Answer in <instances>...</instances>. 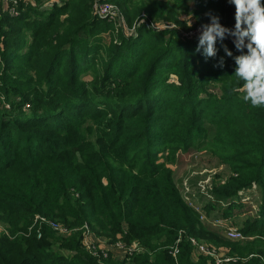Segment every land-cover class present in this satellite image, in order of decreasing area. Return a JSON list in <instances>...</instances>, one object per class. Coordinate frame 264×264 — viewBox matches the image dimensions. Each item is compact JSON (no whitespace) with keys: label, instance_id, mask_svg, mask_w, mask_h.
Returning <instances> with one entry per match:
<instances>
[{"label":"trees","instance_id":"1","mask_svg":"<svg viewBox=\"0 0 264 264\" xmlns=\"http://www.w3.org/2000/svg\"><path fill=\"white\" fill-rule=\"evenodd\" d=\"M32 1L8 0L19 15L0 16V264H215L191 239L233 249L234 264H264V107L246 102L233 76L241 52L229 45L231 57L219 51L201 65L178 33L210 15L234 30L235 6L102 0L122 15L118 44L105 47L91 36L113 26L96 18L93 0L45 10ZM161 21L171 28L154 32ZM102 51V73L84 81ZM168 72L178 85L166 83ZM190 148L208 149L226 173L212 178L203 213L227 220L241 194H258L259 217L238 227L248 242L223 240L189 206L174 166ZM88 233L133 251L94 255Z\"/></svg>","mask_w":264,"mask_h":264},{"label":"rangeland","instance_id":"2","mask_svg":"<svg viewBox=\"0 0 264 264\" xmlns=\"http://www.w3.org/2000/svg\"><path fill=\"white\" fill-rule=\"evenodd\" d=\"M25 1H30L32 4H34V2L32 0H25ZM149 1V0H147ZM163 1H171V0H163ZM58 2V0H45L43 2V4H45V7L43 4H41L39 7L42 6L43 10L47 9L49 5H52L53 3ZM0 3L5 4V0H0ZM4 9L6 11L2 12L3 13H9L11 12L12 14H10L12 17H17L19 15V10L18 9H13L11 6H9L8 4L4 6ZM1 14V15H2ZM0 15V16H1ZM98 20H102L105 21V24H111L113 26V32L109 33L107 31H104L105 29L103 28V30H99L96 33H94V35H92V39L93 40H102V44L107 47V44H109V40L111 38V40H113V43H117V40L115 39L116 37V30L119 27L120 23L118 22V20H108V19H104V18H99L96 17ZM166 23H164L163 21L155 23L151 26L152 30L154 32H161L164 31L165 28L170 27L167 25H164ZM171 28V27H170ZM174 28V27H173ZM175 29V28H174ZM104 31V32H103ZM179 33V38L181 39V43H184L185 45H183V49L185 50V52L187 53H191L193 55L196 54H200L202 55V62L201 65H203V62L207 61V59L203 56L202 52L203 50L201 49L199 52L196 51L197 49V45H198V36L196 37H190L188 36V33L186 32H182V31H178ZM136 33L134 34V38L136 37ZM132 37V38H133ZM192 41L191 44H186L189 43L187 41ZM233 43V42H232ZM229 40H227V38L224 39V41H217L215 47L217 50V53L219 51H224L223 47H229V45H231L232 47H234V44H232ZM235 48V47H234ZM236 49V48H235ZM246 52V50H245ZM126 53V51L124 52V54ZM132 53H133V49L130 50L129 53L122 55L125 59H131L132 57ZM215 61L214 58H211L210 60ZM105 54L104 51H102V54H100V56H98L96 58L97 61V65L93 68H91L89 71H87L85 74V76H82L84 81H91L95 75V73H99V75L102 73L104 65H105ZM209 60V61H210ZM199 60L196 57H193V61L189 62L188 64L191 67L197 68L199 67ZM104 64V65H103ZM165 81L168 84H174V85H178V80H177V76L176 74H174L173 72H168L165 76ZM194 148V147H193ZM190 148V150L188 151L187 154H183L182 151H178L176 154L180 155V162L181 164L176 167V165L174 166V170H175V178L177 179V181H179V184L182 186L184 185L186 188V191L188 189V193H186V195H188L194 202L199 203V204H204L205 200H206V196L208 197L207 200H209V191L211 189V183H212V178L214 177V175L216 174H223L225 175V171L223 168H221L219 165H217V163L214 161L211 152L208 149H193ZM171 151H168V149H165L163 151V157L165 158L168 154H171ZM206 185V186H205ZM202 187H205L206 191L205 193H203V195L201 197H199L200 192L202 191ZM185 191V190H184ZM212 199H210L208 201L211 202ZM222 206L225 205V203H221ZM239 204L241 205L239 208V212L237 214H234L233 217L231 218V216L229 217V219L225 220L222 219V217H218L215 213H212L210 215H207V213H204V216L206 217L207 221L203 222L205 224H207L209 227H211L212 229H217L216 227L212 226V223L214 222V220H219L220 223H223L225 226H229V227H234V228H238L239 226H241L244 221H248V219H252L254 217H259V213H258V207H259V196L257 193H255V191H248L244 194L240 195V201ZM204 206V205H203ZM202 206V209H204ZM219 230V229H217ZM245 238H247L246 236H244ZM221 238L223 240H226L225 238L222 237ZM228 241L230 244H244L246 242H248V239H244L241 241ZM102 243L104 245V247L100 244ZM203 245H206L208 247V244H205L204 242H202ZM85 245L89 248L88 250H90L92 252V254L95 255V252H98L99 249L102 250H106V247L108 246L106 244V241L104 238L101 237H96L95 235H93L92 233H88L87 237H86V241H85ZM101 247V248H100ZM109 248L112 249V252L116 251L117 253H119V256H123L125 254L124 251L120 250L119 248H117L116 246H108ZM214 249H216L218 251L217 255L221 256V255H225L229 258H238V257H233L234 255L232 254V250L229 247H219V248H215L212 247ZM114 250V251H113ZM116 253V254H117ZM197 255V254H195ZM228 264H234V262L228 263Z\"/></svg>","mask_w":264,"mask_h":264},{"label":"clouds","instance_id":"3","mask_svg":"<svg viewBox=\"0 0 264 264\" xmlns=\"http://www.w3.org/2000/svg\"><path fill=\"white\" fill-rule=\"evenodd\" d=\"M228 2L235 6L234 30L222 26L219 17L210 15V23L201 25L196 51L202 49L206 59L215 58L217 41L232 37L234 47L241 52L234 58L236 68L233 76L243 82L244 100L254 108H261L264 107V4L261 0ZM224 52L232 56L226 46ZM223 65L221 58L216 66Z\"/></svg>","mask_w":264,"mask_h":264},{"label":"built area","instance_id":"4","mask_svg":"<svg viewBox=\"0 0 264 264\" xmlns=\"http://www.w3.org/2000/svg\"><path fill=\"white\" fill-rule=\"evenodd\" d=\"M7 4H8V0H5V4L0 3V15L2 14V12H4V6ZM93 4H94L93 7H94V12H95L96 17L104 18V19H108V20H118V22L121 25L122 15H121L120 10L115 5L104 3V2H102V0H93ZM9 13L12 14L11 12H9ZM200 29L201 28H198L192 32H189L188 36H190V37L199 36L200 35ZM130 31L132 32L131 35L134 36L135 30L132 29ZM227 38L231 39V41L233 40L232 37H227ZM183 187L185 190L184 195H185V198H186L189 206L192 207L199 214V221H201V222L207 221L206 217L204 216V213L202 212V204L194 202L188 195H186V193H188V189L186 191V188L184 185H183ZM204 191H206V189H205V187H202L201 193H205ZM212 226L219 229L220 235H222L223 238H225L226 240H229V241H241L244 239H248V240L252 239L251 237L245 238L244 235L241 233V231L238 228L225 226L223 223H220L219 220H214V222L212 223ZM53 228L55 230H57V228L55 226H53ZM262 239L264 240V237ZM190 241H191V244L194 248L195 254L205 256V257H210L211 259H213L215 264H228L231 262H236L238 260V258H229L225 255L218 256L217 255L218 251L216 249H214L212 247H208L206 245H203L202 243H199V242L195 241L194 239H191ZM84 245H85V242H84ZM114 246H116L120 250L124 251L125 253H127L126 251H128V252L133 251V249L127 250L126 248L123 247V245L121 243H116ZM86 248L89 249L87 246H86ZM177 252H178L177 249H175L173 252V256H175L177 254Z\"/></svg>","mask_w":264,"mask_h":264},{"label":"crops","instance_id":"5","mask_svg":"<svg viewBox=\"0 0 264 264\" xmlns=\"http://www.w3.org/2000/svg\"><path fill=\"white\" fill-rule=\"evenodd\" d=\"M57 1V0H56ZM4 11H6L5 9H4ZM100 243V242H99ZM103 247H104V245L102 244V243H100ZM101 248V247H100ZM106 249L107 250H111L112 251V249L111 248H109L108 246L106 247ZM114 251V250H113ZM114 254H116L117 252L116 251H114L113 252ZM117 255H119V253H117Z\"/></svg>","mask_w":264,"mask_h":264}]
</instances>
